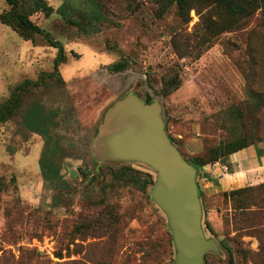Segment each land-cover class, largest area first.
Listing matches in <instances>:
<instances>
[{
	"label": "rangeland",
	"instance_id": "374dc122",
	"mask_svg": "<svg viewBox=\"0 0 264 264\" xmlns=\"http://www.w3.org/2000/svg\"><path fill=\"white\" fill-rule=\"evenodd\" d=\"M32 1L19 9L31 13ZM158 1L46 0L52 12L30 19L64 45L58 70L59 50L44 35L25 39L0 22V105L15 93L20 101L0 122V264H175L152 188L125 180L127 165L142 178L157 172L93 155L107 112L130 93L159 101L188 158L242 137L264 143V8L212 34L195 9L187 19L171 4L159 15ZM165 79L178 88L162 96ZM202 191L207 238L233 249L232 262L219 245L204 264H264V186L246 194L248 220Z\"/></svg>",
	"mask_w": 264,
	"mask_h": 264
},
{
	"label": "water",
	"instance_id": "95a60500",
	"mask_svg": "<svg viewBox=\"0 0 264 264\" xmlns=\"http://www.w3.org/2000/svg\"><path fill=\"white\" fill-rule=\"evenodd\" d=\"M93 155L101 161L140 162L157 172L151 198L167 215L175 264H204L206 253L220 251L202 226L198 170L171 141L159 101L146 104L133 93L119 99L99 128Z\"/></svg>",
	"mask_w": 264,
	"mask_h": 264
},
{
	"label": "trees",
	"instance_id": "16d2710c",
	"mask_svg": "<svg viewBox=\"0 0 264 264\" xmlns=\"http://www.w3.org/2000/svg\"><path fill=\"white\" fill-rule=\"evenodd\" d=\"M9 6V9L0 12V22L2 24L11 26L14 28L20 36L25 39H30L34 34H42L47 40H49L52 44L57 46L59 53L55 60V69L58 70V67L61 63L66 61L67 55L64 48V45L60 41H54L50 37V33L45 29L40 27L34 21L30 19V15L34 11H44L46 15L52 12V7L46 2V0H33L31 7L32 11L22 12L19 8L20 0H6ZM159 15H162L166 9L171 4H176L179 14L187 19L190 18L191 10L195 9L197 13L200 15L203 24L206 27V30L212 34H220L225 31H229L235 26L239 25L245 18L250 16L253 12H255L259 8H264V0H159ZM34 10V11H33ZM208 33V34H209ZM206 40L201 41V45H203ZM127 63H115L111 66L112 70L118 71L122 70L126 67ZM25 83H29L26 81ZM31 83V82H30ZM36 84V82H32ZM178 88V82L174 79H165L162 83L161 90L158 91V94L162 96H167L171 94L174 90ZM154 96L148 94L143 100L146 104H150L154 101ZM20 101L18 97V93L13 94L8 100H6L2 105H0V122L7 121L13 114V111L19 108ZM171 141L176 145L184 159L191 163L197 170L198 176L210 178V175L204 170L200 172L199 169L211 165L220 159L242 150L244 148L249 147L252 144H255L254 137H242L238 139L231 140L224 144H220L218 146L207 149V151L203 155H196L192 158H188L178 146L176 139L168 134ZM128 166V165H127ZM125 166L126 177L125 180L129 184H133L136 187L146 190L151 189L155 183L152 175L148 174V177L142 178L140 176V171L133 168ZM199 187V196L202 202L203 191L200 188V185L197 181ZM264 184H260L258 186H247L243 188L233 189L231 191H224L220 194L224 199H228L231 203L234 204L235 210L240 211L239 218L240 220H248L250 218L249 213H247V204L248 199L246 194L254 188L263 187ZM203 205V204H202ZM112 211H109L110 215ZM169 227V225H167ZM211 232L214 233V229L209 225L208 227ZM169 232H171L170 228H168ZM172 241V239H171ZM220 247L225 248L229 254L230 261L232 262L233 249L232 247L225 241L222 240L220 242ZM172 247L173 243H172ZM208 253L204 255V262L206 263ZM62 258V257H59ZM35 257H33V260ZM31 262L32 259L30 258ZM44 262V261H43ZM31 264V263H29Z\"/></svg>",
	"mask_w": 264,
	"mask_h": 264
},
{
	"label": "crops",
	"instance_id": "0c3cea01",
	"mask_svg": "<svg viewBox=\"0 0 264 264\" xmlns=\"http://www.w3.org/2000/svg\"><path fill=\"white\" fill-rule=\"evenodd\" d=\"M227 167V169H225ZM210 178L199 181L209 195L264 182V143L252 144L205 166Z\"/></svg>",
	"mask_w": 264,
	"mask_h": 264
},
{
	"label": "built area",
	"instance_id": "2783aa9c",
	"mask_svg": "<svg viewBox=\"0 0 264 264\" xmlns=\"http://www.w3.org/2000/svg\"><path fill=\"white\" fill-rule=\"evenodd\" d=\"M225 169H227V167H225Z\"/></svg>",
	"mask_w": 264,
	"mask_h": 264
}]
</instances>
